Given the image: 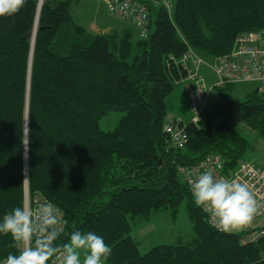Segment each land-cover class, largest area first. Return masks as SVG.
<instances>
[{
	"label": "trees",
	"instance_id": "1",
	"mask_svg": "<svg viewBox=\"0 0 264 264\" xmlns=\"http://www.w3.org/2000/svg\"><path fill=\"white\" fill-rule=\"evenodd\" d=\"M152 11L146 39L134 38L135 28L88 31L70 0H27L0 18V219L27 190L60 210L61 241L74 228L101 235L112 249L107 264H264V232L252 240L210 226L178 170L212 153L231 167L244 160L249 135L264 140V94L239 101L227 96L233 85L217 87L202 126L184 124L181 147L163 130L166 98L186 74L182 56L227 54L237 35L264 28V0H175L171 15ZM110 110L124 115L102 131ZM182 202L193 245L141 254L127 216L174 215ZM11 243L0 235V260L16 253Z\"/></svg>",
	"mask_w": 264,
	"mask_h": 264
},
{
	"label": "clouds",
	"instance_id": "2",
	"mask_svg": "<svg viewBox=\"0 0 264 264\" xmlns=\"http://www.w3.org/2000/svg\"><path fill=\"white\" fill-rule=\"evenodd\" d=\"M26 3L0 0V18L18 14ZM189 184L194 205L209 214L210 223L219 231L242 230L260 208L249 185L235 178L206 170L189 179ZM64 226L52 203L14 207L0 219V235L11 237L9 247L16 253L9 252L0 264H107L112 249L101 235L74 228L65 242L61 241Z\"/></svg>",
	"mask_w": 264,
	"mask_h": 264
},
{
	"label": "built area",
	"instance_id": "3",
	"mask_svg": "<svg viewBox=\"0 0 264 264\" xmlns=\"http://www.w3.org/2000/svg\"><path fill=\"white\" fill-rule=\"evenodd\" d=\"M101 1L110 15L119 21L130 24L135 28L137 36L141 39H146L149 35L150 19L153 9L162 7L171 15V4L169 0ZM180 62L186 68V74L179 80L178 84L184 86L187 95L188 107L192 114L189 122L196 125L207 105L210 94L217 87L248 82L254 83L259 93H264V28L246 31L237 35L230 51L225 55L215 57L211 64L204 61L192 49H189L182 56ZM201 65L206 66L215 75L214 82L209 85L205 83L204 78L199 72ZM185 123L188 122H185L179 116H172L170 114L166 116L163 130L174 146L181 147L185 142V135L183 134ZM178 170L189 190V179L195 178L197 174L206 170L213 171L218 177L235 178L247 183L254 192L260 208L253 221L240 231H247V239L252 240L263 234L264 225H255L264 213L263 166L257 165L252 161L241 160L236 166L231 167L226 164V160L221 154L212 153L196 164L179 166ZM24 203H29L35 207L48 202L43 200L39 195H34L30 199L26 190ZM202 211L206 215L208 224L218 230L210 223L209 214L204 210ZM59 213L63 220L60 210Z\"/></svg>",
	"mask_w": 264,
	"mask_h": 264
},
{
	"label": "rangeland",
	"instance_id": "4",
	"mask_svg": "<svg viewBox=\"0 0 264 264\" xmlns=\"http://www.w3.org/2000/svg\"><path fill=\"white\" fill-rule=\"evenodd\" d=\"M169 1L171 4V12H173L175 0ZM70 13L76 23L94 33L110 34L117 31H122L124 33L129 31V28L131 30L133 28L130 24L119 21L117 18L110 15L101 0H70ZM151 18L154 20L153 16ZM153 30L154 27L151 25L150 33H152ZM134 32L136 31L134 30ZM134 32L132 36L136 38L137 36ZM198 55L209 64H211L215 58ZM203 65L200 66L199 72L204 78L205 83L209 85L214 82L215 75ZM184 69L186 71V68ZM254 89H256L254 83H238L233 85L232 92L228 93L227 96L232 99L243 101L245 95L254 91ZM166 103L168 105V114L179 116L185 122H189L192 114L189 110L187 95L182 84H177L174 87L172 93L167 96ZM123 115L124 112L121 110L108 111L98 120L100 130H113ZM196 125L202 126L201 118ZM248 139L250 146L245 152L244 160L252 161L257 165L263 166L264 140L254 135H249ZM127 219L131 226L130 236L136 242L138 251L141 254L157 245H193L194 233L192 221L188 215L185 202L179 205L174 215H172L169 209H160L152 210L149 219L131 216H127ZM263 219L264 213L260 216L255 225H260L261 223H259V221Z\"/></svg>",
	"mask_w": 264,
	"mask_h": 264
},
{
	"label": "crops",
	"instance_id": "5",
	"mask_svg": "<svg viewBox=\"0 0 264 264\" xmlns=\"http://www.w3.org/2000/svg\"><path fill=\"white\" fill-rule=\"evenodd\" d=\"M136 35H137V34H136ZM259 223H261V224L264 225V219H263L262 221L260 220Z\"/></svg>",
	"mask_w": 264,
	"mask_h": 264
},
{
	"label": "water",
	"instance_id": "6",
	"mask_svg": "<svg viewBox=\"0 0 264 264\" xmlns=\"http://www.w3.org/2000/svg\"><path fill=\"white\" fill-rule=\"evenodd\" d=\"M39 4H40V0H39ZM34 34H35V32H34Z\"/></svg>",
	"mask_w": 264,
	"mask_h": 264
},
{
	"label": "bare ground",
	"instance_id": "7",
	"mask_svg": "<svg viewBox=\"0 0 264 264\" xmlns=\"http://www.w3.org/2000/svg\"><path fill=\"white\" fill-rule=\"evenodd\" d=\"M41 1H42V0H41ZM41 1H40V2H41Z\"/></svg>",
	"mask_w": 264,
	"mask_h": 264
}]
</instances>
